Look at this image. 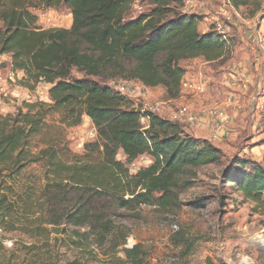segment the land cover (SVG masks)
<instances>
[{"label":"trees","instance_id":"1","mask_svg":"<svg viewBox=\"0 0 264 264\" xmlns=\"http://www.w3.org/2000/svg\"><path fill=\"white\" fill-rule=\"evenodd\" d=\"M228 1L235 9L244 7L248 17L263 5V0ZM149 2L147 12L129 19L135 0H0V54L11 56L12 68L23 73L20 85L31 90L49 85L48 101L24 102L15 113H0V229L23 230L44 243L53 233H66L69 225L89 235L100 223V233L109 234L114 224L102 211L92 214V204L99 207L104 199L130 211L167 209L172 197L190 186L193 168L222 160L221 149L210 141L193 137L170 117L143 112L116 88L123 82L161 87L173 99L186 74L181 61L202 57L212 62L229 51L213 26L204 32L198 15L183 10L185 0ZM62 7L71 12L69 28L39 24L38 9ZM85 117L97 134L80 154L71 149L67 130ZM120 152L126 162L118 158ZM141 156L152 163L132 173L128 164ZM33 163L43 169L45 202L35 186L19 192L5 180ZM223 177L264 209V155L262 163L236 160ZM61 186L82 191L83 200L66 208L67 192L61 209L55 192ZM49 211H61L64 225L50 220ZM19 216L33 221L17 224ZM127 237L117 244L122 248L115 253L116 264H146L140 244L125 246ZM77 243L81 247L82 240ZM40 247L24 244L22 250L38 252ZM184 249L187 256L192 245ZM120 251L125 258L117 256Z\"/></svg>","mask_w":264,"mask_h":264},{"label":"rangeland","instance_id":"2","mask_svg":"<svg viewBox=\"0 0 264 264\" xmlns=\"http://www.w3.org/2000/svg\"><path fill=\"white\" fill-rule=\"evenodd\" d=\"M193 1L196 7H190L189 13L197 14L209 28H215L212 22L217 18L225 21L229 51L214 67L203 66L206 70L203 75L207 80L205 93L194 94L182 89L178 100L193 109L218 105L230 121L224 125L218 140L212 139L207 123L180 124L188 134L200 141L208 140L220 148L222 160L193 168L187 177L190 186L173 196L167 209L141 206L136 211H130L105 203L104 199L99 207L92 204V214L102 211L114 224L109 234L100 233V223L98 229L89 235L83 233V228L69 225L66 233H53L49 242L44 243L43 238L31 239L23 230L6 231L1 228L0 264H70L74 260H79L81 264H116L115 253L122 248L117 244L121 243L124 235H128L125 246L140 244L146 264H264V209L245 199L236 186L223 177L236 160L249 159L262 163L264 155V76L255 77L256 70L251 69L255 65L254 54L260 51L257 46H251L252 40L264 38V28L260 31L261 23L258 21L260 17L264 19V0L260 12L254 17H248L244 7L234 10L227 0ZM150 8L149 0H138L128 18L135 19L140 12H147ZM225 11L232 15V20H225ZM36 12L43 27L49 26L48 18L51 24L61 28H69L72 24L71 12L66 7L38 9ZM249 19L253 21L247 22ZM11 63V56L0 54V75L3 78L0 81V113H15L24 102L48 101V84L40 83L34 90L28 89L19 83L24 76L22 72L14 80L10 79ZM260 64L264 65L263 58ZM199 65L200 62L192 64L194 68ZM262 69L259 68L258 74L264 73ZM242 73L247 76L241 77ZM199 79L196 76L195 80ZM102 81L115 83L113 80ZM230 97L232 101L228 102ZM132 99L140 106L148 101L154 105L161 104V115L166 118L176 108V102L168 99L159 87L150 89L147 97L138 94ZM84 119L80 125L67 130L71 149L80 154L84 152V144L96 138L90 135L92 125ZM144 123L147 121L144 120ZM118 158L126 162L122 152ZM150 163L149 156H141L128 166L135 173ZM42 175L41 166L33 163L25 167L19 176L6 177L5 180L19 192L26 186H35L37 196L45 202V197L41 195L46 185ZM55 192L59 195L56 202L61 209L64 208L67 192L69 201L66 208L77 206V199L83 200V192L78 189L61 186L56 187ZM48 214L50 220L64 225L61 211L57 214L49 211ZM31 221L19 216L16 223L31 224ZM174 223L178 225L177 230L172 227ZM79 240H82L81 247H78ZM6 242H12V245ZM31 243L41 246L38 252L22 250L24 244ZM188 244L192 245V251L186 256L184 248ZM117 256L125 258L121 251Z\"/></svg>","mask_w":264,"mask_h":264},{"label":"built area","instance_id":"3","mask_svg":"<svg viewBox=\"0 0 264 264\" xmlns=\"http://www.w3.org/2000/svg\"><path fill=\"white\" fill-rule=\"evenodd\" d=\"M136 2L138 0H135ZM228 1V0H227ZM230 7L236 10L228 1ZM195 8L193 0H185L184 11L189 13V8ZM43 10V9H42ZM47 10V9H44ZM39 15V14H38ZM225 20H232V15L229 12H224ZM40 18V16H39ZM48 18V17H47ZM48 27L44 28H61L60 26H56L55 24H51V19H47ZM215 25V29L224 37L229 44V40L227 38V33L225 30L226 23L224 20L217 18L215 22H212ZM16 73V74H15ZM21 72L15 71L14 69L9 73L10 79L14 80L16 75ZM246 73H242L241 77H246ZM2 76L0 75V81L2 80ZM231 81V79H229ZM132 86H135L133 88ZM207 80L205 76H202L199 80H195L193 77H184L181 82V90H188L193 92L194 94H203L206 91ZM116 88L123 94L131 98H135V95H140L143 97H147L150 88L144 85H138L135 82H123L117 84ZM179 98H173L172 101L176 102V108L171 110L170 118L175 121L188 123L191 125H202L207 123V126L210 129V134L212 139L218 140L222 136L223 127L225 124L229 123L230 117L225 113L218 105L211 107H201L200 109H193L192 106L187 103L179 102ZM232 98L230 97L228 102H231ZM143 112H153L161 114L163 111V106L161 104H152L151 102H145L144 105L137 104ZM96 129L90 131V135L96 137ZM174 230L178 229V225L176 223L172 224ZM2 230L0 229V232ZM7 245L11 246L12 242H6ZM127 247H133V244L126 245Z\"/></svg>","mask_w":264,"mask_h":264},{"label":"crops","instance_id":"4","mask_svg":"<svg viewBox=\"0 0 264 264\" xmlns=\"http://www.w3.org/2000/svg\"><path fill=\"white\" fill-rule=\"evenodd\" d=\"M206 19L208 21L212 20V18H206ZM252 21H253V19H251V20L249 19V21H247V22L251 23ZM258 21H260V23H261V27H260L261 30L260 31H263V28H264V19H263V17H260ZM200 28L204 32H206L207 30H209V27L207 26V24L206 23H203V22H200ZM251 46H253V47L257 46L259 48V50H260L259 53L262 54L261 55L259 53L258 54L255 53L254 50H256V49L253 50V52L255 53L254 54V59H253V61L255 62V65L254 66L252 65L251 66V69L252 70H256L255 73H254V76L255 77H257L258 75H262V77H263L264 76L263 75L264 73L263 72H260L258 74L257 71L259 70V68L260 69L263 68L262 70L264 71V65L263 64H260L262 58H263V61H264V38H263V40H261V39L259 40L258 38H253L252 45ZM220 60L208 62V61H206L202 57H197V58L190 59V60H183V61H181V65H182V67H184L186 69L185 77H193V78L195 77L196 78V76H197V77H200L201 78L202 76H204L203 74H205V71H206L205 68H207V67H210V68L211 67H214L215 66L214 64L217 63ZM195 62H200V65L198 67H195L194 68L192 66V64L195 63ZM201 62H202V64H201ZM203 66H205L204 69H203ZM253 68H255V69H253ZM138 85H141V84L138 83ZM159 88H160V90L165 91L164 88H161V87H159ZM150 89L152 90V88H150ZM84 121L87 122V123H90L92 125V127H94L93 124H92V121H91V119L89 117H85Z\"/></svg>","mask_w":264,"mask_h":264}]
</instances>
